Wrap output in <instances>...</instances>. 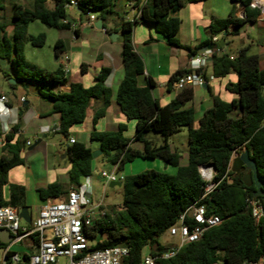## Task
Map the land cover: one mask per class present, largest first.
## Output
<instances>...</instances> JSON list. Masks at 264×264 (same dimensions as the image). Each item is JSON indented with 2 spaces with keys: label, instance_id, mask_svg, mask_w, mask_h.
<instances>
[{
  "label": "trees",
  "instance_id": "trees-1",
  "mask_svg": "<svg viewBox=\"0 0 264 264\" xmlns=\"http://www.w3.org/2000/svg\"><path fill=\"white\" fill-rule=\"evenodd\" d=\"M70 0H32L29 7L12 5L11 34H7V22L0 19V72L5 80H13L9 87H27L32 83L38 86L39 97L50 105L49 114L59 117L55 133L69 139V130L76 124H81L86 118V112L93 99L102 98L103 107L92 118V130L89 139L98 142L101 155L111 165L118 164V170L135 159L162 161L165 166L176 168L174 175L149 171L147 173L124 176L121 186L123 196L121 209L96 220L89 228L84 229L85 237L94 241L89 251L112 247H126L128 255L121 264H139L146 255L156 258L155 264H252L264 258V69L259 68V58L247 55L241 49L236 57L220 54L219 45L210 57L213 77H223L233 71L237 76L234 84H228V92L237 99L227 103L218 97L213 98L212 107L207 110L193 128L194 111L185 108L193 99V90L180 91L166 106H160L153 98L151 88L153 82L148 80L145 87H140L137 78L143 75L144 68L141 59L133 51L131 33L133 24L146 22L152 24L163 35L166 44L180 48L177 34L180 26L178 18L173 15L183 6L184 2L192 3L202 0H146L138 7L139 17L132 22H122V64L124 77L118 85L115 104L120 113L129 121L135 122L133 142L141 143L142 150L130 147L129 139L124 137L125 125H118L115 131L98 132L94 125L104 116L110 103V91L105 81L110 73L101 69L95 77L94 84L84 88L79 83H71L69 92L52 91L46 85H65L67 78L60 66L49 72L28 63L22 55V46L29 43L33 47H42L46 36L41 33L36 36L27 34V27L33 21H39L47 28L69 30L72 19L64 6ZM117 0H77L80 16L93 13L102 22L116 14ZM251 0H230L239 3L243 8V17L230 15L226 19L212 20L208 32L211 39L232 28L236 35L239 29L247 24H255L259 16L257 10L249 8ZM137 3V1H136ZM105 30V27H102ZM107 32V31H106ZM77 34V32H74ZM211 39L202 46L211 44ZM54 46V56L62 52ZM189 50V49H188ZM191 56L196 50L188 51ZM8 65V72L2 70ZM178 72L168 81L167 88L184 74ZM25 107L22 109V111ZM237 111L239 117L232 118L230 113ZM185 129L187 132L188 149L187 163L179 164V156L167 144L172 134ZM149 133L160 134L164 144L156 146L146 140ZM23 144L19 139L6 136L2 147L10 158H0V206H11L17 209L25 206V189L19 185H7L8 172L23 164L20 153ZM244 150L248 151L250 159L255 162L257 177L261 183L262 195L253 197L255 185L252 174L239 159ZM92 150L82 143L74 141L64 149L65 161L69 162L67 172V187L80 186L82 178L92 174ZM236 154V158H233ZM202 165H210L214 169L210 192H205L207 182L199 173ZM8 186L9 197L4 199L3 189ZM68 189V190H69ZM60 183L54 182L43 189H38L40 200L60 198L68 192ZM259 203L262 216L255 221L251 215L250 201ZM194 206H203L206 216H216L219 225L204 231L200 239L194 243L178 247L174 255L168 259L161 256L168 251L169 245L161 243V236L176 223L178 218ZM26 225V224H25ZM30 228L31 225H26ZM102 236L103 239L95 240ZM37 245L35 235L30 237ZM5 248L0 245V249ZM15 254L7 251L5 264ZM23 261L17 264H28L29 256L23 254Z\"/></svg>",
  "mask_w": 264,
  "mask_h": 264
},
{
  "label": "crops",
  "instance_id": "crops-1",
  "mask_svg": "<svg viewBox=\"0 0 264 264\" xmlns=\"http://www.w3.org/2000/svg\"><path fill=\"white\" fill-rule=\"evenodd\" d=\"M129 1L134 3V9L128 8V13H125L122 17L115 14L107 18L105 22L101 21L102 27H105V30L103 29L104 31L98 30L94 26L91 28H81V24H79V27H77L73 24V20L70 21L72 23V26L69 29L71 33L70 37L65 38V40L62 38H58L56 40V42L59 41L58 46L62 49V52L59 54V56L62 53H67L69 55L70 71L66 76L67 83L62 86L46 85L45 87L51 89L52 91H62L66 93L69 92L71 83H79L84 88H88L94 84L95 77L99 74L101 69H108L110 73L105 81V86L110 91V103L105 109L104 116L97 120L94 128L98 132H112L116 130L118 125H125L126 131L124 132V137L132 141L135 133V122L132 120L128 121L124 115L120 113L117 105L115 104L116 91L119 83L124 77V68L121 59L122 31L120 25L122 22H132L134 18L139 17L140 12L138 7L143 6L146 3V0H127L126 3ZM31 4L32 1L29 2L27 7H29ZM136 6L138 7L136 8ZM230 15L234 16L235 18H242L243 8L241 4L231 3L230 0H202L192 3L184 2L183 6L173 15V17L178 18L180 21L177 34L180 48L168 46L163 35L160 34L152 24L146 22H138L133 24L131 33L133 51L141 59L144 68L143 75L137 78L138 85L140 87H145L147 81L151 80L153 82V88H151V94L153 98L159 103L160 106H166L179 93L178 91H175L172 86L167 88L168 81L174 74L178 72L182 73L188 70L189 60L192 57L188 51L196 50L197 54L200 53L202 49H205L207 46L201 47V45L211 39L208 28L212 20L226 19ZM7 17L9 16L5 12L4 3H2V0H0V19L5 20ZM98 19L99 18H97L96 21ZM259 23H262L264 27V15H259L255 24H247L242 26L236 35L232 34L234 29H227L226 35L224 37V45L222 46V49L219 51V53L228 54L231 58H233L239 54L241 49H245L247 50V54L252 47V45L248 44L247 40L251 39V43H257L261 49L255 54L250 55L258 56L259 68L264 69V66L261 68V63H264V39H258L255 41L254 38H250L248 33V30H253L252 26H258ZM257 28L262 29V27L259 26ZM10 29L12 31V26L11 24H8L6 29L8 35L11 34ZM75 31L77 34L74 33ZM111 34L115 35L113 40L110 39ZM221 37H223V34L216 36L219 41ZM237 42L239 46L237 45ZM59 56L57 58L55 57L57 67L59 66ZM57 67H53L48 71L52 72ZM8 68L9 67L7 64L2 66V70L4 72H8ZM204 74L207 81L206 85L203 87L190 88L193 90V99L185 105V108H191L194 111V129L198 128L199 120L203 114L212 107L214 97H218L227 103L237 99L236 95L228 92L226 89L228 84H234L237 81V76L233 71L228 72L223 77H213L211 63L208 61ZM9 80H5L0 72V95H4L8 100V103L5 105L0 103V158L2 156L10 158V155L2 149L6 136L11 137L13 142H15L21 136L25 135L26 129L30 127L32 122H37L34 135L38 137L42 136V138H44L47 136V131L55 133L54 131L57 129L59 124L58 115L49 114L50 105H46L43 102L44 100L42 101V99L39 97L38 88L37 96L30 102L29 98L17 91V87L14 89L9 87ZM7 89H9L10 93L7 91ZM21 98H24V102L22 103H20ZM20 104L23 106L21 107ZM24 107L25 109L22 111ZM102 107V98L93 99L90 102L89 108L87 109L84 122L72 126L69 130V133H87V137H89V133L92 130L93 115ZM29 111L30 113H28ZM230 116L232 118H237L239 117V113L237 111H233L230 113ZM185 132L186 130L183 129L177 134ZM174 134L168 137L166 142L170 149L178 154L179 164L184 166L187 163V156L183 157L180 154L179 148L174 143H168L169 138L174 136ZM69 139L75 141L72 137ZM86 139L84 138V143L82 144L85 145ZM25 141H27V138ZM40 142L41 140H39V143ZM130 147L138 151L142 150V146L134 143L133 141L130 143ZM20 158H22L21 153ZM183 158H185L184 161H182ZM233 158L235 159L236 155H234ZM61 160L62 162L58 163L56 166L53 165V163L50 164L46 162L44 164V168L48 172L47 181L43 182L42 180V182L33 183V189L38 199L37 212L39 207L44 202L38 197V189H43L47 185L57 182L60 183L64 191H66L68 182V180H66V175L70 166L68 165L66 167L65 165L64 168H61V165L66 163L65 160ZM156 160L157 159L151 161L155 162ZM159 162L160 163L156 164H161L160 166L163 168V171L169 175H174V171L167 169V167L171 166H165L162 161ZM22 165L16 166L8 172L7 185L14 184L23 186L17 181L13 180L11 182L9 180L10 175ZM7 185L3 189V196L6 200L9 197ZM25 207H27L28 211L29 207L26 202V190ZM37 212L33 219L30 218L31 222L35 219ZM101 239H103V237L98 236L95 240ZM22 244L27 249H30L31 253L18 254L13 249L11 244L4 245L5 248L0 249L2 257L1 264H3L4 253L6 251H12L15 254L21 256L23 254L31 255L33 252H35L36 245L33 244L31 239H27Z\"/></svg>",
  "mask_w": 264,
  "mask_h": 264
},
{
  "label": "built area",
  "instance_id": "built-area-1",
  "mask_svg": "<svg viewBox=\"0 0 264 264\" xmlns=\"http://www.w3.org/2000/svg\"><path fill=\"white\" fill-rule=\"evenodd\" d=\"M126 7L134 9V3L129 1L126 3ZM64 8L67 12H75L77 0H70ZM249 8L257 10L259 15H264V0H251ZM96 19L95 14L87 13L86 22L81 24L80 27L91 28L94 26ZM102 31L104 30L102 29ZM218 42V38H212L210 49L205 48L190 58L187 72L179 76L172 85L175 91L180 92L184 89L206 85L207 81L204 74L206 64L210 61L212 53L217 51L216 48H212V45L217 47ZM58 63L64 75L67 76L70 71L69 55L62 53L58 58ZM22 102H24V98L20 99V103ZM0 103L3 105L8 103L4 95H0ZM68 143L71 145L74 141L69 139ZM25 144L28 145L29 142L26 141ZM112 168L110 173H101L105 187L112 183H121L124 179V176L119 174L118 164L112 165ZM200 168L214 170L210 165ZM200 168L201 177L208 183L205 192H210L214 187L211 183L213 177L211 174L208 178L203 177ZM85 179L86 186L80 184L78 187L70 188L64 197L45 200L39 207L30 228H27L26 225H20L22 220L19 217V209L11 206H0V229L7 230L10 233L12 237L11 245H21L24 241L30 239L32 235L37 238L35 252L28 255V264H57V260L60 258H64L66 264H121L122 260L128 255L126 247L88 250V239L84 235V229L91 227L96 220L105 217L106 206L101 203L91 204L89 200L91 193L89 177ZM249 204L252 218L257 221L262 216L261 206L254 200L250 201ZM120 209L121 205L118 210ZM220 222L221 220L216 216H206L203 206L191 207L164 233L167 241L175 242L168 244L170 247L161 258L168 259L172 257L178 247L198 241L204 231L219 225ZM6 261L7 259L4 258L3 264ZM22 261L23 257L18 254H13L9 258L10 264L21 263ZM155 261V257L144 255L139 264H155ZM252 264H264V258Z\"/></svg>",
  "mask_w": 264,
  "mask_h": 264
},
{
  "label": "rangeland",
  "instance_id": "rangeland-1",
  "mask_svg": "<svg viewBox=\"0 0 264 264\" xmlns=\"http://www.w3.org/2000/svg\"><path fill=\"white\" fill-rule=\"evenodd\" d=\"M32 0H2V3H4V8L6 14L9 16L5 19L7 24H11V14H12V5H21L24 7H27L29 5V2ZM126 1L127 0H117L115 5V12L118 16H123L125 13H128V8L126 7ZM68 16L74 21V25L79 27V24H83L86 22V16L78 15L74 11H68ZM262 27V29H258L257 27ZM258 26H252L253 30H248L250 38H254L255 41L258 39H264V27L262 23H259ZM88 31V30H86ZM11 32V29H10ZM45 34L46 39L45 43L42 47H33L29 43H25L22 46V55L24 59L36 66L39 69L48 71L51 70L53 67H57V63L55 61L54 56V46L55 42L58 38H62L65 40V38L70 37V31L69 30H57L52 28H47L43 24H41L39 21H33L29 23L27 27V34L36 36L38 34ZM251 39L247 40L249 45H252V47L249 50V53L247 55L251 56L250 54H255L258 52L261 48L257 43H251ZM237 45L239 46L238 42ZM247 51V50H246ZM264 66V63H261V68ZM37 88L38 86L35 84H28L27 87H17V91L19 93L24 94L27 98H29L30 102L37 96ZM7 91L10 93L9 89ZM43 101V100H42ZM46 105H49L48 102L43 101ZM34 103V102H33ZM21 107L23 106L20 104ZM36 106V105H35ZM39 107V105H38ZM30 113V111L28 112ZM25 123V122H24ZM37 122H32L30 127L26 129L25 135L21 136L19 138L20 143L23 144L22 149V158H23V165L18 167L9 177V180L12 182L17 181L21 183L25 190H26V202L29 207L28 214L30 218H34L36 212H37V195L33 189V183L35 182H45L48 178V172L44 168V164L46 162L53 165H57L58 163L62 162V155L64 154V149L68 145V140L63 138L58 133H52L50 131H47V136L42 138V136H36L34 135V130L36 127ZM179 133V132H177ZM175 133L174 136L169 138L168 143H174L180 150V154L184 157L187 156V134L181 133L177 134ZM72 137L77 143H84L87 148L92 149L93 151H99V144L98 142H92L90 141L89 137H87V133H69V138ZM27 138V141L29 142L28 145L25 144V139ZM146 140L152 141L156 146H160L164 144V137H162L160 134L156 133H149L145 136ZM38 140H41L40 143L36 142ZM136 144H139L142 146L141 143L136 142ZM92 151V152H93ZM65 160V157L63 158ZM185 158H183L182 161H184ZM157 161V162H156ZM151 161V160H142V159H135L134 161L127 163L124 165L123 169L119 171V174L123 176H135L143 173H147L149 171H155L159 173H165L163 171V168L160 166V160ZM69 165V162L66 161V163L61 165V168H64ZM163 165V164H162ZM112 165L106 161L105 157L100 155L97 157V159H93L92 161V174L89 177V185L91 187V193L89 200L92 205H96L98 203L103 204L106 206V212H108L109 215H113V213L118 212V208L121 205L122 202V196H123V187H112L109 186L105 187V182L101 178L102 172L110 173L112 171ZM167 169L174 171V174L176 173V169L173 167H167ZM201 173L203 175V172L205 169L200 168ZM211 176L214 175V170H211ZM118 176V174H117ZM210 176V175H209ZM67 177V175H66ZM204 177V175H203ZM67 180V178H66ZM81 185L87 184L86 179L82 178L80 180ZM69 188L67 187L66 190ZM21 226H25V223L23 221L20 222ZM165 240V242H164ZM160 241L164 245H168L169 243H173L175 241H167L165 234H163L160 238ZM94 241L88 240L87 244L90 246L93 244ZM13 249L18 253H31L30 249H27L23 244L22 245H12ZM148 253V249L145 248L143 251V254L146 255ZM2 262L1 257V251H0V264ZM57 264H66V260L64 258H60L57 260Z\"/></svg>",
  "mask_w": 264,
  "mask_h": 264
},
{
  "label": "water",
  "instance_id": "water-1",
  "mask_svg": "<svg viewBox=\"0 0 264 264\" xmlns=\"http://www.w3.org/2000/svg\"><path fill=\"white\" fill-rule=\"evenodd\" d=\"M75 11L77 13H80V10H78V8H75ZM243 17V15H242ZM94 27L98 30H102V22L100 19H98L95 24H94ZM226 35V31L223 33V37H221L220 41H219V46L222 47L224 45V37ZM114 34H111L110 35V39L113 40L114 39ZM211 48V44H208L206 49H210ZM204 49H202L201 51H203ZM9 83H14L13 80H9ZM39 143V140L36 142V144ZM101 155V151H93L91 153V156H92V159H96L97 157H99ZM65 157V154L62 155V159ZM239 159L240 161L242 162V164L245 166V168L251 172L252 174V180L254 182V185H255V192L253 193V197H257L259 195H262V192L260 190L261 188V183L259 182L258 180V177H257V170H256V165H255V162L250 159L249 157V154H248V151L247 150H244L242 154H240L239 156ZM203 166H206V165H202L201 167ZM120 187L121 186V183L117 182V183H112L109 185L110 188L112 187ZM19 217L20 219L26 223L27 225H30L31 224V219L29 217V214H28V211H27V207H21L19 209ZM11 235L10 233L7 231V230H4V229H0V244L1 245H9L11 243Z\"/></svg>",
  "mask_w": 264,
  "mask_h": 264
},
{
  "label": "bare ground",
  "instance_id": "bare-ground-1",
  "mask_svg": "<svg viewBox=\"0 0 264 264\" xmlns=\"http://www.w3.org/2000/svg\"><path fill=\"white\" fill-rule=\"evenodd\" d=\"M210 173H211V170L207 168V169L204 170L203 175H204L205 178H208Z\"/></svg>",
  "mask_w": 264,
  "mask_h": 264
}]
</instances>
